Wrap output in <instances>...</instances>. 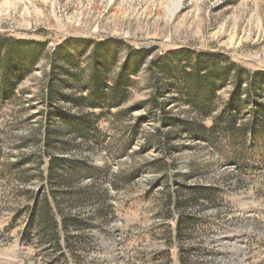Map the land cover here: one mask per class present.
Listing matches in <instances>:
<instances>
[{
  "label": "rangeland",
  "instance_id": "374dc122",
  "mask_svg": "<svg viewBox=\"0 0 264 264\" xmlns=\"http://www.w3.org/2000/svg\"><path fill=\"white\" fill-rule=\"evenodd\" d=\"M0 36L47 41L49 53L66 38L153 49L131 98L99 121L98 136L55 148L65 166L90 168L69 173V187H54L43 173L50 54L0 102V264H264V138L220 131L213 144L179 134L150 105L158 94L146 69L153 56L186 47L264 71V0H0ZM173 96L165 91L158 102L169 115L194 118ZM240 117L248 124L247 112ZM62 133L60 145L69 140ZM34 197H58L80 223L68 232L40 229Z\"/></svg>",
  "mask_w": 264,
  "mask_h": 264
},
{
  "label": "trees",
  "instance_id": "16d2710c",
  "mask_svg": "<svg viewBox=\"0 0 264 264\" xmlns=\"http://www.w3.org/2000/svg\"><path fill=\"white\" fill-rule=\"evenodd\" d=\"M78 45L82 47L76 49ZM46 47L47 41L0 36V102L15 95L23 71L32 69L37 57L47 52ZM152 52L153 49L132 46L119 38L96 41L66 38L54 51L45 53L52 58L43 95L44 144L48 152L43 173L49 184L59 189L69 187L73 179L69 173L89 171V166H65L55 148L72 149L79 146V138L95 139L99 134V121L131 98L136 78ZM146 69L158 98L170 91L175 102L193 109L194 118L182 119L169 115L158 98L151 99L150 105L159 112L162 124L170 125L179 134L200 137L213 144L222 142L220 131L229 133L232 138L250 136L255 143L264 138L263 70L252 71L221 51H195L186 47L153 56ZM230 86L226 104L208 125L206 118L212 116L221 93ZM68 104L77 111L66 108ZM245 112L250 118L248 124L241 125L240 116ZM59 130L63 132L61 135L67 134L66 138H69L64 145L57 142ZM57 198L34 197L30 213L40 220V229L53 226L68 232L71 225L77 226L80 222L63 213ZM52 199L56 204H51ZM175 201L178 206L183 204L179 199ZM179 216L185 220V214Z\"/></svg>",
  "mask_w": 264,
  "mask_h": 264
}]
</instances>
